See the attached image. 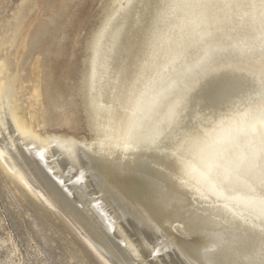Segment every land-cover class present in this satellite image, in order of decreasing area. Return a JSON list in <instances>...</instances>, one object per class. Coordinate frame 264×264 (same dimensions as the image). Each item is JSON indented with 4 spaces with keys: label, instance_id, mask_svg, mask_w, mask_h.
Instances as JSON below:
<instances>
[{
    "label": "bare ground",
    "instance_id": "6f19581e",
    "mask_svg": "<svg viewBox=\"0 0 264 264\" xmlns=\"http://www.w3.org/2000/svg\"><path fill=\"white\" fill-rule=\"evenodd\" d=\"M100 10L77 85L44 105L77 127L76 91L89 135L34 131L0 68V167L106 264H264V0Z\"/></svg>",
    "mask_w": 264,
    "mask_h": 264
},
{
    "label": "rangeland",
    "instance_id": "374dc122",
    "mask_svg": "<svg viewBox=\"0 0 264 264\" xmlns=\"http://www.w3.org/2000/svg\"><path fill=\"white\" fill-rule=\"evenodd\" d=\"M100 2L0 0L1 79L11 106L42 136L89 135L76 91L77 127L66 111L46 120L44 107L77 85ZM31 32L39 44L29 50ZM37 197L0 167V264H106L61 211Z\"/></svg>",
    "mask_w": 264,
    "mask_h": 264
}]
</instances>
